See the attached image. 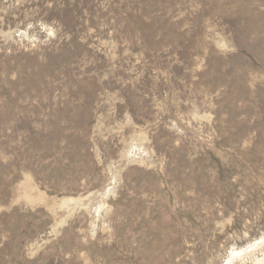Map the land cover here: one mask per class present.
I'll list each match as a JSON object with an SVG mask.
<instances>
[{
  "label": "rangeland",
  "instance_id": "1",
  "mask_svg": "<svg viewBox=\"0 0 264 264\" xmlns=\"http://www.w3.org/2000/svg\"><path fill=\"white\" fill-rule=\"evenodd\" d=\"M0 264H264V0H0Z\"/></svg>",
  "mask_w": 264,
  "mask_h": 264
}]
</instances>
